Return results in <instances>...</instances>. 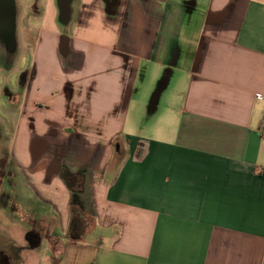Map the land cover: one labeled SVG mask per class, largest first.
I'll list each match as a JSON object with an SVG mask.
<instances>
[{"label": "crops", "instance_id": "crops-1", "mask_svg": "<svg viewBox=\"0 0 264 264\" xmlns=\"http://www.w3.org/2000/svg\"><path fill=\"white\" fill-rule=\"evenodd\" d=\"M44 1L6 191L22 180L85 228L62 241L56 220L5 211L58 264H264V0H72L63 26ZM161 71L134 123L137 83Z\"/></svg>", "mask_w": 264, "mask_h": 264}, {"label": "rangeland", "instance_id": "rangeland-1", "mask_svg": "<svg viewBox=\"0 0 264 264\" xmlns=\"http://www.w3.org/2000/svg\"><path fill=\"white\" fill-rule=\"evenodd\" d=\"M17 1L19 14L15 48L10 52L0 43V248L5 249L7 247L10 252L12 249L17 250L20 264H50V262L58 264V257L55 256L58 250L55 249L56 252L53 254L45 246V243L42 245V250L32 249L26 240V230L30 229L31 224L20 220L21 216L16 215L17 213L9 210L5 211L9 199L12 205L15 206V210L18 206L17 203H21L26 208L27 217L35 222L38 220L39 215L50 218V220H56L57 225L53 235L60 237L62 241L67 239L65 232L67 231L68 234L70 220L66 225H59V220L55 217L54 211L42 204L41 199L31 192L24 181H18V186L22 191V196L18 193L19 199H17L19 196H15L16 192L9 193L6 191L7 172L11 170V167H9L10 156L13 151L14 139L17 137L15 120L16 99L14 97L17 92L22 90L26 74L33 67L34 54L31 48L36 42V37L41 29L39 21L45 5L44 0ZM161 74L162 71L158 76H150L148 74L145 81L137 83L135 87L137 94L132 98L129 105L131 109L129 118L132 117L134 123L140 122L144 118L146 102ZM174 89L175 80H173L164 95L161 108L151 119L152 121L148 126L162 116L164 107L171 101L170 95ZM134 131L137 132L138 130ZM13 209L14 207H12ZM19 221H21L20 224L17 223Z\"/></svg>", "mask_w": 264, "mask_h": 264}, {"label": "water", "instance_id": "water-1", "mask_svg": "<svg viewBox=\"0 0 264 264\" xmlns=\"http://www.w3.org/2000/svg\"><path fill=\"white\" fill-rule=\"evenodd\" d=\"M72 0H57L58 20L66 25L70 20V6ZM17 32V9L16 0H0V43L4 44L8 51H12L16 45ZM167 79L164 78L158 85L157 93L154 95L153 102L158 98V94L165 87ZM31 248L38 246V236L34 235L27 239ZM0 264H9L4 254L0 252Z\"/></svg>", "mask_w": 264, "mask_h": 264}, {"label": "trees", "instance_id": "trees-1", "mask_svg": "<svg viewBox=\"0 0 264 264\" xmlns=\"http://www.w3.org/2000/svg\"><path fill=\"white\" fill-rule=\"evenodd\" d=\"M118 146H119L118 144H115V147H118ZM118 152L119 150L117 149V153ZM84 228H85V225L83 221L79 218L77 211L73 207L71 209V219H70V224H69V229H68L69 237L72 240L80 239Z\"/></svg>", "mask_w": 264, "mask_h": 264}, {"label": "flooded vegetation", "instance_id": "flooded-vegetation-1", "mask_svg": "<svg viewBox=\"0 0 264 264\" xmlns=\"http://www.w3.org/2000/svg\"><path fill=\"white\" fill-rule=\"evenodd\" d=\"M35 1V0H34ZM35 8V6H34ZM16 9H17V25H18V14H19V6H18V1L16 0ZM61 24V23H60ZM63 26V24H61ZM4 48L7 50L6 46L3 44ZM9 167H12L11 163H9ZM8 174L11 175V172L10 170L7 172ZM36 235L34 232H29L27 233L26 235V240L27 239H31L32 236ZM37 236V235H36ZM28 242V240H27ZM29 243V242H28ZM38 243H39V240H38ZM9 248L5 247V249L3 248H0V252L2 254L5 255V257L7 258L8 260V263L9 264H20V261H19V254H18V251L17 250H13L12 248V251L10 252V250H8Z\"/></svg>", "mask_w": 264, "mask_h": 264}, {"label": "built area", "instance_id": "built-area-1", "mask_svg": "<svg viewBox=\"0 0 264 264\" xmlns=\"http://www.w3.org/2000/svg\"><path fill=\"white\" fill-rule=\"evenodd\" d=\"M261 131H262V133H264V125L262 126Z\"/></svg>", "mask_w": 264, "mask_h": 264}]
</instances>
